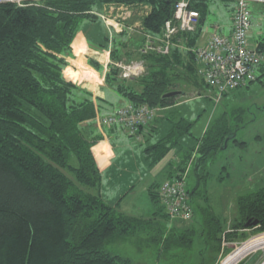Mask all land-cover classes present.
Returning a JSON list of instances; mask_svg holds the SVG:
<instances>
[{
	"label": "trees",
	"instance_id": "obj_1",
	"mask_svg": "<svg viewBox=\"0 0 264 264\" xmlns=\"http://www.w3.org/2000/svg\"><path fill=\"white\" fill-rule=\"evenodd\" d=\"M94 1L25 0L19 5L0 0V264H130V259L112 255L104 246L116 238L145 232H150L147 238L159 246L158 254L190 248L197 235L206 245H212L217 258L221 234L224 232L227 240L237 236L235 230L225 231L227 219L221 221L210 207L201 209L200 233L192 222L182 230L171 226L166 232L161 219L169 218L160 205L153 217L139 218L119 210L121 197L110 204L98 193L101 175L92 146L102 138L95 126L103 117L99 102L105 98L93 96L63 73L80 19L94 17ZM101 1L148 5L150 11L141 18V26L155 34L161 33L173 11V0ZM206 6V0L190 2L200 19ZM196 29L178 33L174 44L194 46ZM256 46L264 52V37ZM124 54L130 55L127 42L116 40L110 59L116 62ZM141 57L146 67L143 75L122 78L110 63L103 77L107 86L133 104L164 107L177 101L173 96L164 97L166 92H185L183 87L189 84L206 85L197 73L191 48L183 53L178 46H171L167 53L151 51ZM91 65L99 68L95 62ZM261 74L257 70L255 80H260ZM191 124L180 119L162 140L146 148L156 151L150 164L176 148L178 136L188 133ZM213 128L204 132L198 145L201 159L222 145L224 130ZM174 168L184 170L177 165ZM89 188L97 192L91 193ZM187 191L191 199L195 188ZM149 195L160 202L154 186ZM236 207L238 216L231 220L230 228L246 227L245 222L251 218L258 223L250 226L257 232L264 231V187L239 196ZM246 237L247 233L240 236ZM261 240L264 237L251 239L255 243ZM255 246L238 247L230 259L237 262Z\"/></svg>",
	"mask_w": 264,
	"mask_h": 264
},
{
	"label": "rangeland",
	"instance_id": "obj_2",
	"mask_svg": "<svg viewBox=\"0 0 264 264\" xmlns=\"http://www.w3.org/2000/svg\"><path fill=\"white\" fill-rule=\"evenodd\" d=\"M24 1L22 0V2ZM210 1L207 0V2ZM91 7L94 17H82L78 23L77 32H85L89 46L97 45L95 42L99 35L101 40L107 44L108 29L99 16V13L104 11V3L101 0H95ZM128 36L131 35L126 32L124 34L115 33L114 42L119 39L128 41L130 39ZM131 38L134 39L135 34ZM72 46L74 52L78 56H82L85 45L79 36L75 38ZM126 58L127 56L124 54L121 59L127 60ZM76 65L79 71L75 72L72 68L67 67L64 70L66 77L87 80V83L92 86L100 84L95 80V78L99 80V76L93 68H89L79 62ZM258 68L259 65L257 66ZM262 68V71L259 69V73H262L260 80L250 82L239 91H232L231 93L233 94L222 95L220 100L215 99L216 91L212 87L186 85L183 87L185 95L175 97V100L179 102L170 104L173 108L160 114L170 123V127L180 119L191 121L192 124L189 132L178 136L175 143V146L179 148L178 156L176 155L178 157L177 162H172L170 166L168 165L156 177V180L161 181L165 175L164 171L167 172V169L169 170L168 172L176 173L180 169L174 168V165H177L178 167L186 168V188L190 192L195 188L190 203L196 214L194 213L191 221L187 222H182L180 219L172 221L170 219H161L165 231L167 232L169 227L174 226L173 223L177 225V229L182 230L184 225L192 222V225L199 232L202 217L201 209L210 207L215 216L221 221H226L227 219L225 231L235 230L238 238L227 240L223 232L217 258L212 245L210 246V243L206 245V242L202 240V236L197 235L190 248H178L171 250L169 253L161 252L158 254L157 249L159 246L147 238L150 232L116 238L105 244L104 250L106 252L128 258L130 259V264L260 263L263 259L262 257H264V251L259 247L264 246V244L260 243L264 242V240L255 243L251 239L264 237V234L258 235L259 232L252 226L230 228V223L233 218L235 219L238 216L236 199L241 195L264 187V63H262ZM94 74L96 76H93ZM110 93H112V97H110ZM107 95L109 96L107 100L105 98L102 102H99L101 114L113 113L126 100L121 93L111 87L108 88ZM95 127L97 133L102 134L101 131H105L109 138L111 136L110 132H113L112 135L115 138H130L129 136V138L127 137V134H119L116 129L112 130L107 125H97ZM208 128L217 129L218 131L224 130L225 135L222 145L201 159L202 153L197 148L202 141L204 132ZM168 131H166L165 135ZM110 140L112 139L110 138ZM113 142L115 141L113 140ZM114 144L118 158L113 163V170L105 177L107 181L108 176H113L111 182L107 183L102 190L105 198L109 200L117 196L118 193L122 194L124 190H128L129 184L135 182V178H138L141 174L146 173L150 165L146 163V158L141 157L138 152L134 151V148H129L126 144ZM138 144L139 148L144 150L145 145L143 143ZM93 150L95 154H98V152L99 154L106 153L102 144L94 145ZM130 151H134V153ZM185 156L189 157L186 158ZM89 191L91 193L97 192L95 188H89ZM139 197L140 195L138 194ZM241 233H247L246 239L240 238ZM244 244H255L256 246L253 247L255 249L240 258L236 263H233L230 259V254Z\"/></svg>",
	"mask_w": 264,
	"mask_h": 264
},
{
	"label": "built area",
	"instance_id": "obj_3",
	"mask_svg": "<svg viewBox=\"0 0 264 264\" xmlns=\"http://www.w3.org/2000/svg\"><path fill=\"white\" fill-rule=\"evenodd\" d=\"M12 1H17L19 5L23 3L22 0ZM234 1L235 5L231 12V33L227 35L213 32L203 45L194 50L197 73L208 87L216 91V100L254 81L257 78V66L264 61V52L258 50L249 39L253 18L249 8L250 2H264V0ZM190 2L191 0H173L171 17L164 21L158 36L146 34L144 43L139 48L142 54L151 51L167 53L174 44L173 38L178 33L195 30L200 14L197 9L190 7ZM103 9L99 16L107 25L110 37L115 32H129L134 27L141 28V18L150 11V7L146 4L123 2H108L104 4ZM134 14H138L140 20L130 24L128 21ZM111 63L118 68L122 78L139 77L145 73V62L142 59ZM157 116L158 107H151L146 103L133 104L128 101L113 113L101 117L99 121L103 125H119L129 136L137 141H143ZM185 177L186 168L162 181L157 187V193L169 219L187 222L192 219L193 209ZM262 234L264 231L259 232L258 235ZM259 248L264 251V246ZM262 258L259 264H264V257Z\"/></svg>",
	"mask_w": 264,
	"mask_h": 264
},
{
	"label": "crops",
	"instance_id": "obj_4",
	"mask_svg": "<svg viewBox=\"0 0 264 264\" xmlns=\"http://www.w3.org/2000/svg\"><path fill=\"white\" fill-rule=\"evenodd\" d=\"M234 5H235L234 0H211L210 2H207L206 12L205 14H203L202 19L199 20V23L197 25L195 34H197L198 36L195 40L194 46L188 47L185 42H179V44H173L172 47L178 46L183 51V53L186 52L188 48H191L194 51L197 47L203 45L206 39L213 32L227 34V35L230 34L232 31L231 12L233 10ZM250 10H251L253 18H252V25L249 31V39L252 44L256 45L258 40L264 37V2L251 1ZM148 32L149 31L144 30L142 27L141 28L134 27L133 29H131V31L129 32L127 31V33L131 36L135 34L134 39H132L131 36H128L130 38L128 41L124 39L117 40V41L122 40V41L127 42V51L130 54L129 57L126 58L127 60L120 59L118 61L128 62V61L137 60V59L143 60V58L141 57V55L143 54L139 51V48H140L139 45L141 43H144L146 34L153 35L154 37L158 36V34H155L152 32L148 33ZM84 33L85 32L76 33L71 43L72 54L71 56L66 57L68 65L65 67V69L67 67H70L72 68L73 71L77 72L79 71V68L77 67L76 63L79 62L80 64L85 65L89 68H93L95 70V72L99 76V80H97L96 78L95 80L99 82L100 84L97 86H92V85H89V83H87V80L84 81V80L72 79V78L66 77L64 73L65 69L63 70L64 76L66 79H69L76 84H80L82 87L91 91L93 96L98 97L101 100H103V98H106L105 100H107L109 98V96L107 95V90L109 86L105 84L103 77L106 71H108L110 63L112 62V60L110 59V50L113 48V45L115 43L114 35L115 33L119 34L120 32H115L111 37H110V34H108L107 44L101 40V36L99 35L98 36L99 38L96 40L95 43L98 45L103 44L104 46L101 48H96L95 46H89L90 44H88L86 41L87 35H85ZM108 33H109V29H108ZM78 36L83 40V43L85 45L82 56H78L74 52V48L72 46L75 38ZM94 62L98 64L99 66L98 69H95L91 65V63H94ZM261 66L262 65H259V68L257 69L258 71ZM93 76H96V74H94ZM246 86L235 89V92L237 90L239 91L241 88H244ZM231 92L226 93V94H233ZM110 97H112V93H110ZM126 102L128 101L127 100L123 101L124 104ZM178 102L179 101H176L172 104H177ZM172 108L173 107H171L170 105L169 106L167 105L164 107H158V116L153 121V124H154L152 125L153 128L151 127L152 130L150 129L149 133L144 137L143 141L135 140L133 137L125 133V131L119 125H112V126L107 125L112 130L116 129L119 134H122V133L127 134V137L129 136L130 138L129 137H128L129 139H126L125 137L115 138L112 135L113 132H110V135H111L110 138L112 139L110 140L107 132L101 131L102 138L99 141H97L96 144L94 145L102 144L104 146V150H106V153L99 154L98 152V154H95L93 150L94 145L92 146V153H93L95 162L97 164V167L99 168V172L101 175V181H100V187H98V193H100L102 198L110 204H115L118 201V199L121 197V200H119L117 207L119 208V210H121L122 212L126 214L136 216L139 218H151L156 214V212H158L157 210L160 209L159 205L161 203L160 202L156 203L150 198L149 189L154 186L155 190H157V187L160 185V183L165 178L171 177L175 174V173H171V176H170L168 172L169 170L167 169V172L164 171L165 175L163 176V179L161 181L156 180V177L160 173H162L163 170L170 163L177 162L178 157H176V155L178 154L179 148L176 147V148L170 149L155 164H150V161L154 158L153 154L156 151L151 150L150 152H148L145 149L153 146L154 144L162 140V138L165 136L166 131L169 130L170 123L166 121L165 117L160 114ZM99 114L100 116H104L107 113L101 114L100 112ZM99 120L100 119H98V121L96 122V126L102 125ZM113 140L115 142H113ZM114 143H118L119 145L126 144L129 148H132V149L134 148V151L138 152L141 157L146 158L147 159L146 163H149L150 165L146 173L141 174L138 178H135V182H133L132 184H129L128 190H124L122 194L118 193L117 196L109 200L105 198L102 190L105 188L107 183L109 184L111 182V178L113 176H108L107 181L105 180V177L113 170V167H114L113 163L118 158L117 150L115 149ZM138 143H143L145 145L144 150L139 148ZM134 151H130V152L134 153ZM97 155H100V156H97ZM137 183H138V186H137ZM138 194L140 195L139 198H138ZM160 207L163 209V212H164L163 206L160 205ZM170 220L172 221L176 219H170ZM173 225L176 226V228H178L177 225H175V223H173Z\"/></svg>",
	"mask_w": 264,
	"mask_h": 264
},
{
	"label": "water",
	"instance_id": "obj_5",
	"mask_svg": "<svg viewBox=\"0 0 264 264\" xmlns=\"http://www.w3.org/2000/svg\"><path fill=\"white\" fill-rule=\"evenodd\" d=\"M139 18H140L139 15L135 14L129 19V22L134 23L138 21ZM184 95H185V92L181 90H172V91H168L165 94H163L164 97H170V96L177 97V96H184ZM257 223H258L257 219L251 221V218H250L245 222V226L256 225Z\"/></svg>",
	"mask_w": 264,
	"mask_h": 264
},
{
	"label": "bare ground",
	"instance_id": "obj_6",
	"mask_svg": "<svg viewBox=\"0 0 264 264\" xmlns=\"http://www.w3.org/2000/svg\"><path fill=\"white\" fill-rule=\"evenodd\" d=\"M249 8H250V5H249ZM108 53H109V52H108ZM118 75H120V73H119ZM109 126H110V125H109ZM260 243L264 244V242H260Z\"/></svg>",
	"mask_w": 264,
	"mask_h": 264
}]
</instances>
